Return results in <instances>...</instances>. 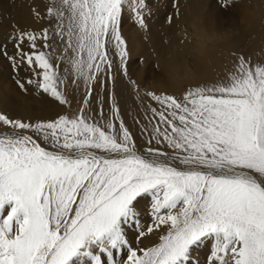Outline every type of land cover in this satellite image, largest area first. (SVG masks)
I'll return each instance as SVG.
<instances>
[{
	"label": "snow or ice",
	"instance_id": "snow-or-ice-1",
	"mask_svg": "<svg viewBox=\"0 0 264 264\" xmlns=\"http://www.w3.org/2000/svg\"><path fill=\"white\" fill-rule=\"evenodd\" d=\"M182 6L171 0L167 24ZM30 9L43 26H13L0 58L22 91L63 111L25 117L0 102V264H199L208 243L206 264H264V63L233 52L225 77L180 95L130 79L138 144L115 87L129 74L123 17L147 29L149 0ZM180 43L195 45L196 33Z\"/></svg>",
	"mask_w": 264,
	"mask_h": 264
},
{
	"label": "bare ground",
	"instance_id": "bare-ground-1",
	"mask_svg": "<svg viewBox=\"0 0 264 264\" xmlns=\"http://www.w3.org/2000/svg\"><path fill=\"white\" fill-rule=\"evenodd\" d=\"M242 1L244 4L241 10L239 27H227V22L224 21L222 14L220 12L216 13L218 12L215 10L216 8L209 6L207 0H192L189 2L182 10L181 16L171 26L165 24L166 27L157 28L154 21L147 19L148 27L146 31H140V35L135 32L133 35L130 34V38L128 37L127 43L130 53L140 54L145 59L155 57L160 65L166 69L169 80H154L156 82L151 84L146 82L148 85L141 79L137 80L141 88L145 91L180 95L189 85H197L204 81H215L225 77L226 70H231L233 67L234 58L231 55L233 52L249 55L253 63H264V0ZM33 2L34 0H8L5 8L9 12L11 11V23L14 26L23 29L43 26L33 18L30 9ZM36 2H40V0H36ZM41 11H43L42 6ZM185 29L189 34L196 33L195 45L180 43ZM194 48H202L205 54L200 55L193 50ZM185 61H187V65ZM189 65L196 67L194 75L188 73ZM129 80H125L120 76L116 81L115 91L120 99L124 119L130 123V129L133 133H137L139 144L140 141L143 143L145 138L138 135V128L133 123L132 116L142 107V102L136 96ZM146 81H148V78H146ZM162 82L165 85H161ZM144 103H147V101L145 100ZM38 104H42V101ZM52 107L54 111L49 110L50 113L45 112L42 114L41 111V113L38 112V114L33 115L34 112L32 114H25L24 112L25 115L21 116L44 119L53 117L57 110L59 112L63 111L62 107L56 104ZM35 110L32 109V111ZM153 235L159 238L160 233Z\"/></svg>",
	"mask_w": 264,
	"mask_h": 264
},
{
	"label": "rangeland",
	"instance_id": "rangeland-1",
	"mask_svg": "<svg viewBox=\"0 0 264 264\" xmlns=\"http://www.w3.org/2000/svg\"><path fill=\"white\" fill-rule=\"evenodd\" d=\"M191 1L192 0H181V3L183 5L181 8V13H182V10L186 7V5L189 4V2ZM207 2L209 6L211 5L214 9L216 8L215 10L218 11L216 13L220 12L222 14V16L224 17V21L227 22V27H239V23L241 21V10L244 4L242 0H234L233 6L229 8L222 7L221 4L218 3V0H209V1L207 0ZM7 3H8V0H0V42H3L6 39V37L8 36V33L11 30L10 28L14 26V24L11 23V18H12L11 11L9 12V10L5 8ZM149 3L152 6V15L147 16L146 20L151 19L152 21H154L157 25V28L158 27L161 28L163 26L166 27L167 25L165 26V24L167 23H166L165 17L166 15L171 14V11H172L171 0H149ZM163 19L164 21H162ZM7 27L8 29H6ZM146 30L147 29L140 28V26L136 22L135 18L131 15V13H126L124 15L123 20H122V34L125 37L126 42H128V37L130 38V34L133 35L135 32H137L140 35V31H146ZM157 65H159V67H157ZM127 67L129 70L128 77L121 75V77H123L125 80L134 79L137 81L141 79L145 81V83L148 82L150 84L155 83L156 81L154 80H162V81L169 80L168 79L169 74L165 71L166 69H164L160 65V63L156 60L155 57H152V58L147 57L145 59V57L143 58V56L140 54L134 55L130 53ZM140 71L142 72L140 73ZM21 75L23 76L24 73H21ZM146 78H148V81H146ZM15 80H16V76L13 74L8 61L0 58V98H2L0 99V102L3 101L4 105L12 107L15 110V112L19 115L32 114L33 112H34L33 115H35V114H38V112L41 113V111H42V114L45 112L50 113L49 110L54 111L53 110L54 108L52 106H54L55 104L52 103V101L49 98L47 97L41 98L39 95L34 93L32 86H26L28 88L27 92L22 91L17 86ZM148 83L146 84L148 85ZM161 85H165V84L162 82ZM41 101H42V104H38V103H41ZM31 108L36 109V110L32 111ZM57 112L59 111L57 110L56 113ZM126 123H128L127 125L130 127V123L129 122H126ZM141 143L142 142L140 141L139 144ZM150 206H151L150 197L145 198L141 204V210L143 212V220L145 223L150 222ZM153 239H154V242H153ZM158 242H159V239L157 238V236L154 237V235H151L148 239H145V241H143V244L147 246H154V244ZM210 248H211V244L208 243L204 247L197 250V252L194 254L195 257L198 259L199 264H206V258L210 255Z\"/></svg>",
	"mask_w": 264,
	"mask_h": 264
},
{
	"label": "clouds",
	"instance_id": "clouds-1",
	"mask_svg": "<svg viewBox=\"0 0 264 264\" xmlns=\"http://www.w3.org/2000/svg\"><path fill=\"white\" fill-rule=\"evenodd\" d=\"M186 65H187V61H185ZM195 71H196V67L194 65H189L188 66V73L190 75H194L195 74Z\"/></svg>",
	"mask_w": 264,
	"mask_h": 264
}]
</instances>
